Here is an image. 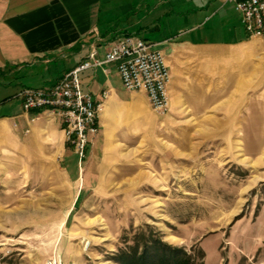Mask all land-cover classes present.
<instances>
[{
	"label": "rangeland",
	"instance_id": "rangeland-1",
	"mask_svg": "<svg viewBox=\"0 0 264 264\" xmlns=\"http://www.w3.org/2000/svg\"><path fill=\"white\" fill-rule=\"evenodd\" d=\"M235 34L244 38L240 25L226 35ZM261 39L255 77L244 80L237 65L207 87L230 91L229 110L190 102L179 116H159L140 108L115 136L108 118L100 131L112 143L92 158L87 151L81 167L73 155L18 149L0 126V264H153V255L180 253L190 264H264Z\"/></svg>",
	"mask_w": 264,
	"mask_h": 264
},
{
	"label": "crops",
	"instance_id": "crops-1",
	"mask_svg": "<svg viewBox=\"0 0 264 264\" xmlns=\"http://www.w3.org/2000/svg\"><path fill=\"white\" fill-rule=\"evenodd\" d=\"M210 21L213 25L207 26ZM216 24L222 32L215 30ZM239 25L244 31L240 14L223 0H0L2 137L37 158L64 161L75 156L57 120L44 113H24L20 100L13 105L6 100L18 99L22 88L52 86L64 73L90 60L91 54L102 61L108 47L126 35L150 37L164 53L171 74L170 112L179 116L183 104L190 102H198L203 111L217 104L225 110L230 91L208 92V85L229 80L237 65L244 80L255 77L257 65L262 68L263 53L257 47L261 38L245 31L244 38L227 37ZM79 77L81 90L102 103L100 127L109 118L114 136L140 108L151 110L144 92L123 89L115 63L90 68ZM213 80L217 82L208 83ZM248 85L252 84L245 81L241 94L248 93ZM111 143L103 128L87 151L92 158Z\"/></svg>",
	"mask_w": 264,
	"mask_h": 264
},
{
	"label": "built area",
	"instance_id": "built-area-1",
	"mask_svg": "<svg viewBox=\"0 0 264 264\" xmlns=\"http://www.w3.org/2000/svg\"><path fill=\"white\" fill-rule=\"evenodd\" d=\"M241 16L249 37L264 38V0H223ZM83 61L45 89L22 88L16 97L24 113L47 114L57 120L67 145L77 157L78 166L86 159L87 149L100 131L102 103L80 87V74L103 64H116L122 87L128 92H144L151 109L159 116L170 112V69L158 44L135 35L114 41L102 61ZM103 98L106 97L104 93Z\"/></svg>",
	"mask_w": 264,
	"mask_h": 264
},
{
	"label": "trees",
	"instance_id": "trees-1",
	"mask_svg": "<svg viewBox=\"0 0 264 264\" xmlns=\"http://www.w3.org/2000/svg\"><path fill=\"white\" fill-rule=\"evenodd\" d=\"M154 248H156V246H154ZM156 249H160V248L157 247ZM154 256L155 255H153V258H151L152 259L151 263H153V264H168L167 260L168 261H172V262L174 261V264H190L188 258L185 257V254L184 253H180L178 256H176L175 257V260L168 259V257L166 255L165 256H161V259L158 260L159 262L156 261V259L154 258ZM182 256H184L183 259H182Z\"/></svg>",
	"mask_w": 264,
	"mask_h": 264
}]
</instances>
